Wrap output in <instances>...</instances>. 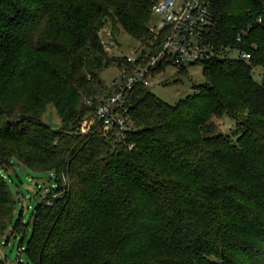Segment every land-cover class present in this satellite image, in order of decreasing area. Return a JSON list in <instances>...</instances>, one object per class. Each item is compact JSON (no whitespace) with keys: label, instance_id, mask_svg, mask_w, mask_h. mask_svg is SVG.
<instances>
[{"label":"trees","instance_id":"obj_1","mask_svg":"<svg viewBox=\"0 0 264 264\" xmlns=\"http://www.w3.org/2000/svg\"><path fill=\"white\" fill-rule=\"evenodd\" d=\"M157 1L0 0V251L30 230L16 264H264V0L212 6L209 38L250 60L203 61L206 82L175 104L136 86L121 141L82 130L113 93L101 73L125 61L103 30L148 45ZM50 103L58 130L42 120ZM17 165L56 182L31 228L16 215Z\"/></svg>","mask_w":264,"mask_h":264},{"label":"built area","instance_id":"obj_2","mask_svg":"<svg viewBox=\"0 0 264 264\" xmlns=\"http://www.w3.org/2000/svg\"><path fill=\"white\" fill-rule=\"evenodd\" d=\"M214 2L158 0L152 10L153 17L157 19L150 27L153 38L148 45L132 47L124 56L118 77L109 84L113 93L97 96L96 111L84 120L82 130L87 132L99 124L107 138L121 141L134 126L126 102L136 86L149 87L156 76L166 72L168 67H175L181 72L219 56L250 60L251 52L242 46L218 45L209 38L215 25L212 14ZM102 33L104 37H112L109 28ZM244 33L242 31L238 35L239 42ZM129 147L132 148L133 144Z\"/></svg>","mask_w":264,"mask_h":264},{"label":"rangeland","instance_id":"obj_3","mask_svg":"<svg viewBox=\"0 0 264 264\" xmlns=\"http://www.w3.org/2000/svg\"><path fill=\"white\" fill-rule=\"evenodd\" d=\"M157 19L153 17L151 26L155 24ZM106 47L109 53L114 57H124L130 52L132 47H136L139 43L127 33H122L116 37H104ZM263 69L257 68L255 77L261 81L263 77ZM120 70L113 65L105 69L101 73L102 79L110 84L118 77ZM206 82L203 73L202 62L192 65L189 69L184 70V73L178 72L175 67H168L166 72L157 75L153 83L149 86L151 92L165 100L170 104H175L179 100L186 98L194 91V85H201ZM227 119L216 120L218 131L226 134H231L235 121L230 117ZM42 120L50 127L58 130L61 127V119L58 115L56 106L53 103L47 105V108L42 116ZM13 178L10 179V186L13 189L17 198L16 215L19 216L22 211L23 220L26 224L32 226V212L34 207L42 201L47 189L54 188L56 182L52 172L36 173L27 169L24 166H16L15 170L9 168ZM12 229L9 230V234ZM9 244L1 248L0 254L5 259L6 264H16L19 258L25 259L24 253H19L20 240L25 236L28 239L30 230L26 235L22 232H14L11 234Z\"/></svg>","mask_w":264,"mask_h":264}]
</instances>
